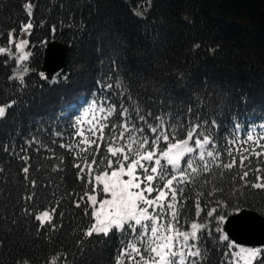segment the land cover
I'll return each mask as SVG.
<instances>
[{
  "label": "trees",
  "instance_id": "1",
  "mask_svg": "<svg viewBox=\"0 0 264 264\" xmlns=\"http://www.w3.org/2000/svg\"><path fill=\"white\" fill-rule=\"evenodd\" d=\"M28 22L33 27L23 29ZM9 29L16 30L12 43L8 42ZM20 36L29 41L25 50L31 53L24 62L18 60ZM53 39L69 47L67 67L58 74L63 77L67 73L66 80L49 81L39 75L45 48ZM0 46L10 47L14 53L0 54V105L11 104L6 119L0 121V240L4 241L0 264H15L25 255L32 264H117L120 250L133 240L127 242L124 233L116 230L107 237L86 235L84 230L92 221L90 210L89 214L82 211L87 198L79 207L75 201L90 191L91 185L78 178L80 169L75 165L79 161L83 167L85 160L93 158L97 164L102 159L106 164L105 158L111 157L107 145L127 148L130 135L147 134L149 145L145 147L152 146V137L160 128L155 134L147 126L143 133L124 130L128 117L122 115L123 108L128 109L137 129L143 124L136 116L137 108L141 115L151 112L149 122L160 113L164 115L169 141L161 137L159 150L174 139L187 138L197 115L201 121L208 119L203 127L217 141L214 151L221 153L222 163H212L213 157H207L209 171L203 170V161H196L200 167L195 173L187 170L192 179L177 186V190L184 189L177 193V215L187 223L198 220L206 224L199 241H193L203 257L197 264H228L214 218L206 213L215 202L242 193L245 208L264 216V189L241 180L243 172L250 169L245 179L264 176V152L260 157L252 153L256 140L241 142L240 151H236V145L228 143L233 137L227 133L239 122L241 132L234 138L243 141L244 130L264 128V0H0ZM24 67L30 71L25 74L26 86L21 88L14 73ZM109 83L112 88L106 87ZM83 95L87 101H96L95 120L106 125L103 141L99 134L95 137L97 144L85 145L76 135L81 129L78 109L61 116ZM111 104L116 108L111 109ZM198 134L199 128L193 132L192 145H196ZM33 136L35 140L28 143ZM112 136L118 140L112 141ZM259 138L264 147V133H259ZM136 147L133 143L129 152L134 153ZM207 147L211 149L212 142ZM229 147L236 157L232 168L224 167L231 161ZM241 155L248 156L243 167ZM23 156L27 159H21ZM162 165L170 176L171 169L165 162ZM24 166L29 167L27 174L22 172ZM83 175L87 177V169ZM157 182L163 186L166 178L158 177ZM32 192L36 195L25 200ZM197 203L203 210L197 209ZM25 206L30 212L23 211ZM52 207L56 208L52 222L63 227L53 230L46 224L39 229L36 211ZM209 220L213 223L207 224ZM123 255L125 259L127 254Z\"/></svg>",
  "mask_w": 264,
  "mask_h": 264
},
{
  "label": "snow or ice",
  "instance_id": "2",
  "mask_svg": "<svg viewBox=\"0 0 264 264\" xmlns=\"http://www.w3.org/2000/svg\"><path fill=\"white\" fill-rule=\"evenodd\" d=\"M29 14H31V4L27 5ZM33 25L28 22L23 24V29H31ZM53 31H55V26L53 25ZM15 29H9L10 40L9 43L15 41ZM29 41L21 38L19 39L16 47L21 53L18 56L20 62H24L31 57V53L25 50L26 45ZM198 46V45H196ZM0 54L14 55L12 49L7 46H0ZM7 63V60L5 61ZM30 69L24 67L23 70H15L14 75L18 76L21 88L26 86L25 74L28 73ZM40 77L44 79H49V76L44 72H39ZM12 79L13 77H9ZM68 74L65 73L63 77L54 75L52 79H67ZM107 88H112L111 83L106 85ZM131 99V96H129ZM13 104L16 100L12 101ZM96 101L93 99L91 101L90 107H95ZM123 107V102L121 104ZM111 109H115L116 105L111 104ZM101 111H105L101 108ZM136 116L139 121H143L139 129L136 128V122L132 121L131 114L128 112L127 108H123L122 115L128 117L123 122V129L128 130L132 128L134 130L143 133V128L147 126L151 129L152 133H157V129L160 128V132L152 137L153 144L151 147H145L149 145V139L147 134H142L140 136H129L127 143V148L125 146H116L115 143H109L107 145L108 152L111 157H106L107 163H104L102 159L99 164L95 158L84 161V166L81 167L80 162L77 161L76 167L80 169L78 173V178L81 180L86 179L87 185H91V190L84 193L79 199L75 201L77 207L80 206L81 201H85L82 211L85 214H89V209H91L92 221L90 226H88L84 231L88 237H92L93 234H104L106 237L109 233L116 229L119 232H125V226L131 230L133 237L137 241H144V237L148 235L149 231L151 233L147 242L143 244L145 251H141V246L138 243H130L129 246L123 247L121 255H117V264H122L124 259L123 254H127V258L133 262V264H186L188 255L192 257L201 255V248L198 243L189 244L190 238H195L199 241L198 230L205 228L206 224L192 222L190 225L191 231H181L179 227V221L176 218V212L174 205L177 202V186L184 183V179H192L186 170L181 169V162L186 153L196 152V148L190 144L193 138V132L199 128L200 134L196 136L195 144L198 146V157L203 161V170L209 171L211 168V163L205 159V156L213 157L212 163L221 164L219 159L221 153L219 151H214L217 141L214 140L212 133L208 132L204 125L208 124V119L200 120L199 115H197L195 124H192L191 130L187 132V138L174 139L173 141L167 143L163 150H159V144L161 137L164 141H169L168 130L165 124L164 115L162 113L158 114L154 118V122H149L148 117L151 116L149 111L145 115H141L139 109L136 110ZM191 112V108H189ZM111 113L109 112V115ZM89 116L88 111L83 112V117L87 118ZM6 119V106L0 105V121ZM79 119V117H77ZM90 125L88 132H91L93 137L99 134V140L103 141V129L106 127L104 123L99 121L93 122L88 120ZM212 124L217 126V120L213 119ZM113 129L116 125H112ZM175 126H173L174 128ZM241 132V126L239 122H234L231 129L227 130L229 136L233 137L228 140V143L236 145V151H240L239 144L241 142L247 143L249 141L256 140V143L252 145V153L256 157H260L262 152H264V147L260 145L259 133H264V128L252 127L251 129L244 130V135L246 139L243 141H238L234 137L239 135ZM253 133H257L254 135ZM61 135V133H56ZM123 131L120 133L119 139L123 138ZM83 137V144H97V139H88L87 134L83 128L76 134ZM173 137H175V131L172 132ZM201 135L203 139H201ZM112 141H117L118 137L112 136ZM35 140V136L32 137L28 143H32ZM212 142V148H208L207 145ZM63 144V141H61ZM133 143L136 144V151L130 153L129 149L133 147ZM71 147V145H68ZM261 147L260 151L256 149ZM39 149H37L38 151ZM97 151H99V145H97ZM233 148L229 147L227 149L228 155L231 156V161L224 164V167L232 168L236 163V157L232 156ZM244 152H248L247 148L243 149ZM157 152L159 154L157 155ZM251 154V153H250ZM21 159H27V156L21 157ZM196 157H190L186 161V167L192 169L195 173L200 165L193 167ZM248 159V156L241 155L240 161L243 167V162ZM166 161L167 165L172 166L175 170L173 174L169 176L167 169L162 167L161 161ZM154 161V164L152 163ZM93 168L95 169V174L93 176ZM87 169V177L83 175ZM251 170V169H250ZM249 170V171H250ZM260 166H257L256 171L259 172ZM0 171L3 168L0 167ZM249 171H244L241 177L243 184H251L253 187L258 189H264V176L257 175L256 179L249 181L245 178L249 176ZM22 172L27 174L29 172V167L24 166ZM166 182L161 186L157 182V178ZM178 177L180 179H178ZM25 180L28 179L25 175ZM174 181L176 186H174ZM33 187L36 185V180H31ZM183 188H180V192H183ZM219 191H223L219 189ZM234 193L237 192L236 188L232 190ZM156 193L153 196V193ZM171 194L172 199L168 200ZM36 195L35 192L30 193L25 196V200H31L32 197ZM242 193H238L235 199L224 198L215 202V206L211 208L206 214L209 217H213L215 221V231L220 233V239L223 241H229L226 246L227 250L224 252V256L228 258V264H264V246L260 247H247L243 244L238 243L235 239H230L229 233L223 229V224L229 221L230 214H238L245 210L247 205L246 199H241ZM168 201V208L164 207V202ZM90 202V203H89ZM58 206V205H57ZM197 209L203 210L201 205L197 203ZM34 208V206H33ZM153 209L150 213L149 209ZM156 209H159L157 212ZM168 209H172L171 219L168 218ZM219 209V210H218ZM24 212H30V207L25 206ZM215 214V215H214ZM56 215V208L52 207L50 210L48 208L44 210L36 211L35 219L39 221L38 228L43 229L45 223L48 224L50 229H57V227H63V224L53 223ZM62 216V213H61ZM199 216V211L197 212ZM163 219V223L161 220ZM152 221L151 226L148 221ZM213 220L207 221V224H212ZM137 226H140L142 231L139 235H136ZM212 229L208 230V234L211 235ZM39 234V232L37 233ZM50 239V238H49ZM82 243V241H81ZM4 244L3 240H0V246ZM195 248V251L191 249ZM185 249L189 252L186 255ZM229 251H231V256H229ZM147 253V255L145 254ZM67 256V253H64ZM137 256L140 259H137ZM15 264H32L30 258L25 256H20L16 259ZM191 264H197L196 260H192Z\"/></svg>",
  "mask_w": 264,
  "mask_h": 264
},
{
  "label": "water",
  "instance_id": "3",
  "mask_svg": "<svg viewBox=\"0 0 264 264\" xmlns=\"http://www.w3.org/2000/svg\"><path fill=\"white\" fill-rule=\"evenodd\" d=\"M69 49L59 42H51L45 51L42 70L50 79L67 66ZM232 239L250 246L264 245V217L260 214L244 210L231 218L226 226Z\"/></svg>",
  "mask_w": 264,
  "mask_h": 264
},
{
  "label": "rangeland",
  "instance_id": "4",
  "mask_svg": "<svg viewBox=\"0 0 264 264\" xmlns=\"http://www.w3.org/2000/svg\"><path fill=\"white\" fill-rule=\"evenodd\" d=\"M7 110H8V107L6 106V112H7ZM88 110H89V109H88ZM89 203H90V202H89ZM149 211H150V213H151V212H153V209L150 208ZM149 221H150V220H149ZM113 230H114V229H113ZM93 235H97V234L94 233ZM99 235H104V234H99Z\"/></svg>",
  "mask_w": 264,
  "mask_h": 264
},
{
  "label": "flooded vegetation",
  "instance_id": "5",
  "mask_svg": "<svg viewBox=\"0 0 264 264\" xmlns=\"http://www.w3.org/2000/svg\"><path fill=\"white\" fill-rule=\"evenodd\" d=\"M138 259H139V257H138Z\"/></svg>",
  "mask_w": 264,
  "mask_h": 264
}]
</instances>
